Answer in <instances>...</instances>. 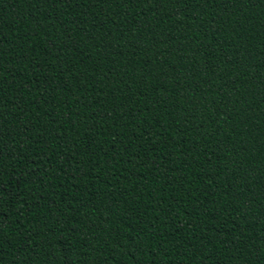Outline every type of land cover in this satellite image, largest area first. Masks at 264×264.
Segmentation results:
<instances>
[{
	"label": "trees",
	"instance_id": "obj_1",
	"mask_svg": "<svg viewBox=\"0 0 264 264\" xmlns=\"http://www.w3.org/2000/svg\"><path fill=\"white\" fill-rule=\"evenodd\" d=\"M0 264H264V0H0Z\"/></svg>",
	"mask_w": 264,
	"mask_h": 264
}]
</instances>
